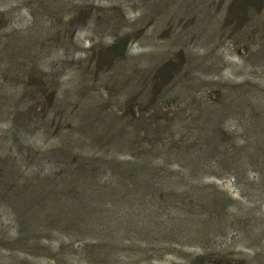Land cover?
Wrapping results in <instances>:
<instances>
[{
  "label": "rangeland",
  "instance_id": "obj_1",
  "mask_svg": "<svg viewBox=\"0 0 264 264\" xmlns=\"http://www.w3.org/2000/svg\"><path fill=\"white\" fill-rule=\"evenodd\" d=\"M255 150L264 0H0V264H264Z\"/></svg>",
  "mask_w": 264,
  "mask_h": 264
},
{
  "label": "trees",
  "instance_id": "obj_2",
  "mask_svg": "<svg viewBox=\"0 0 264 264\" xmlns=\"http://www.w3.org/2000/svg\"><path fill=\"white\" fill-rule=\"evenodd\" d=\"M256 152H257V150H255ZM254 154L255 153H248V154H246L245 156H242V158H241V161H242V164H243V166H246V167H248V166H250L251 165V163L253 162V160H254ZM256 155L260 158H262V161H264V152L263 151H258L257 153H256ZM243 159V160H242ZM141 163V165H151L150 163H148V162H146V161H141L140 162ZM161 164H164V161L163 162H161ZM194 168L191 166L190 167V169L189 170H193Z\"/></svg>",
  "mask_w": 264,
  "mask_h": 264
}]
</instances>
